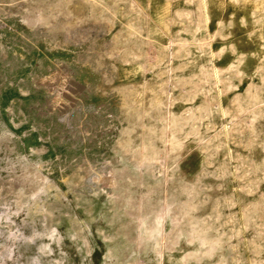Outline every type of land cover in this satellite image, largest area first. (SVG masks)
<instances>
[{"label": "rangeland", "instance_id": "obj_1", "mask_svg": "<svg viewBox=\"0 0 264 264\" xmlns=\"http://www.w3.org/2000/svg\"><path fill=\"white\" fill-rule=\"evenodd\" d=\"M0 264H264V0H0Z\"/></svg>", "mask_w": 264, "mask_h": 264}, {"label": "bare ground", "instance_id": "obj_2", "mask_svg": "<svg viewBox=\"0 0 264 264\" xmlns=\"http://www.w3.org/2000/svg\"><path fill=\"white\" fill-rule=\"evenodd\" d=\"M97 1H98V0H97ZM136 1H140V0H136ZM132 2H133V1H132ZM132 2H131V3H132ZM147 41H148V40H147ZM165 81H166V80H165ZM171 116H172V115H171ZM17 194H18V193H17Z\"/></svg>", "mask_w": 264, "mask_h": 264}]
</instances>
